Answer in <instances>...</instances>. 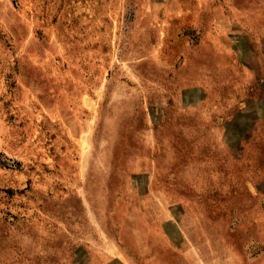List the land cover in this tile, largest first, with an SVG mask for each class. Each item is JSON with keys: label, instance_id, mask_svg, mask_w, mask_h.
Wrapping results in <instances>:
<instances>
[{"label": "rangeland", "instance_id": "374dc122", "mask_svg": "<svg viewBox=\"0 0 264 264\" xmlns=\"http://www.w3.org/2000/svg\"><path fill=\"white\" fill-rule=\"evenodd\" d=\"M0 264H264V0H0Z\"/></svg>", "mask_w": 264, "mask_h": 264}]
</instances>
